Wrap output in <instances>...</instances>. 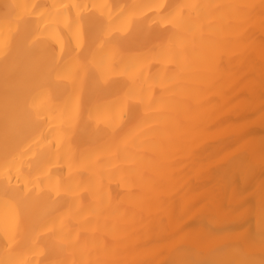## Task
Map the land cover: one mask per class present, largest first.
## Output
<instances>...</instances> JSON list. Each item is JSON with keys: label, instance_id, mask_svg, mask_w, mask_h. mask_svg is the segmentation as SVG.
<instances>
[{"label": "bare ground", "instance_id": "1", "mask_svg": "<svg viewBox=\"0 0 264 264\" xmlns=\"http://www.w3.org/2000/svg\"><path fill=\"white\" fill-rule=\"evenodd\" d=\"M0 264H264V0H0Z\"/></svg>", "mask_w": 264, "mask_h": 264}]
</instances>
